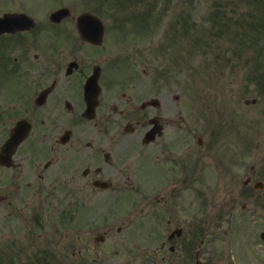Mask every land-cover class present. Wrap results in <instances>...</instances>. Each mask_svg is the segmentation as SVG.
Segmentation results:
<instances>
[{"label": "rangeland", "instance_id": "rangeland-1", "mask_svg": "<svg viewBox=\"0 0 264 264\" xmlns=\"http://www.w3.org/2000/svg\"><path fill=\"white\" fill-rule=\"evenodd\" d=\"M111 3L112 0H0V15L23 6L29 16L47 29L44 32L49 38L54 35L59 44L65 45L68 40L61 37L70 26L51 28L45 21L46 14L53 9L70 8L75 17L89 12L99 16L107 28L113 16L126 12L123 32L116 36V30L108 31L107 40L114 47L113 54L125 58L122 76L125 80L111 85L115 90L112 93L141 95V100L162 99L167 114L173 115L175 134L181 118H188L191 145L196 140L192 139L193 134L208 140L206 133L215 132L216 142L222 147L223 140H231L228 147L241 158L243 171L238 168V192L234 196L190 192L185 205L189 223L183 227L182 236L171 240L167 236L176 232V228L159 222L160 225H155L152 213L156 206L162 212L172 197L164 198L165 204H156L147 200L150 197L123 195L121 204L115 202L117 206L113 201L119 197L105 196L106 193L86 203L79 197L77 217L68 226L77 230L75 241L81 256L51 262L264 264V242L259 238L264 232V193L257 191L245 196L239 192L241 181L247 176L243 172L252 166L260 169L264 178V0H130L117 13ZM127 64L132 66L130 73ZM13 83V76L2 65L0 55V99L6 102L17 98ZM227 121L233 123V131L227 125L218 138L220 127ZM198 130L200 133H196ZM6 133V127L0 128V144ZM8 172L0 168V197L6 196ZM6 203L0 206V264H37L28 261V256L40 250L35 242L39 230L30 223H21L29 221V215L16 211L10 214ZM242 205H246V210L241 209ZM139 206L143 211L138 216L130 221L121 218L125 213L132 216ZM60 216L59 213L44 214L43 227L46 245L55 247L50 252L66 259L62 245L58 248L51 241L52 232L65 225ZM222 219L225 221L220 223ZM57 220L60 221L57 223ZM106 223L110 228H104L103 241H94L96 234L102 233L100 225ZM12 245L26 250L23 261L18 258L10 261L13 257L10 258L9 251L13 253V250L9 246ZM170 247L175 249L173 254ZM196 251L199 252L197 260L194 259Z\"/></svg>", "mask_w": 264, "mask_h": 264}, {"label": "flooded vegetation", "instance_id": "flooded-vegetation-1", "mask_svg": "<svg viewBox=\"0 0 264 264\" xmlns=\"http://www.w3.org/2000/svg\"><path fill=\"white\" fill-rule=\"evenodd\" d=\"M4 14H25L32 23H25V29L15 23L12 31L0 34L1 62L17 89L16 99H0L5 103L0 111V128L6 127L8 135L17 121L25 120L30 130L11 157L10 167L0 166L9 171L6 196L0 197V206L6 201L10 214L16 211L29 215V221L21 223L39 230L35 242L40 250H47L56 260L81 256L75 241L77 230L68 226L77 217L79 197L86 203L106 193L119 197L113 201L114 206L116 201L121 204L123 195L153 197L150 201L156 204H165L163 199L172 197L162 212L156 206L152 213L155 225L165 223L168 228H176L167 236L171 240L182 236L183 227L189 223L185 205L190 191L196 195L237 194V171L243 168L241 158L228 147L231 140H223L222 147L216 142L215 132L206 133L208 140L193 134L196 140L191 145L188 118H181L175 134L173 115L167 114L162 99L141 100V95L112 93L115 90L111 85L123 75L124 57L117 58L114 47L105 44L107 30L103 42L96 45L79 35L78 15L70 14L58 23L46 18L51 28L70 26L61 37L68 42L61 45L56 36L48 37L44 32L47 29L23 6L0 17ZM90 81H96L99 94L94 119L86 120L84 95ZM224 127H220L218 138ZM243 173L247 176L239 192L245 196L264 193L260 169L252 166ZM235 205L236 201L230 209ZM241 209L246 210V205ZM50 213L61 214L65 224L52 232L51 241L58 248L62 245L66 259L50 252L55 249L53 245H46L42 216ZM107 223L100 227L106 228ZM169 250L173 254L175 249Z\"/></svg>", "mask_w": 264, "mask_h": 264}, {"label": "water", "instance_id": "water-1", "mask_svg": "<svg viewBox=\"0 0 264 264\" xmlns=\"http://www.w3.org/2000/svg\"><path fill=\"white\" fill-rule=\"evenodd\" d=\"M61 16L63 15H60V16H51V19L52 20H58L61 18ZM10 18V17H8ZM13 18V17H11ZM16 18H19V17H16ZM15 18V19H16ZM84 17L80 18V20H82ZM27 130H25V128H21L18 126L16 127L12 134L10 135L9 139L7 140V142L1 147L0 149V160L2 159L4 161V157H3V154H8L10 153V151H12V149L15 147V145H17V143L19 141H21V139L24 137L25 133H26Z\"/></svg>", "mask_w": 264, "mask_h": 264}, {"label": "bare ground", "instance_id": "bare-ground-1", "mask_svg": "<svg viewBox=\"0 0 264 264\" xmlns=\"http://www.w3.org/2000/svg\"><path fill=\"white\" fill-rule=\"evenodd\" d=\"M70 9V8H69Z\"/></svg>", "mask_w": 264, "mask_h": 264}]
</instances>
